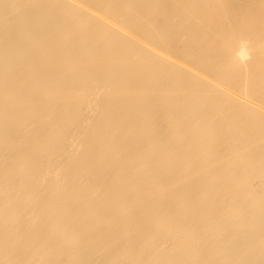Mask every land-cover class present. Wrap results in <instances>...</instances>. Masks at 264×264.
<instances>
[{"label":"bare ground","instance_id":"6f19581e","mask_svg":"<svg viewBox=\"0 0 264 264\" xmlns=\"http://www.w3.org/2000/svg\"><path fill=\"white\" fill-rule=\"evenodd\" d=\"M0 264H264V0H0Z\"/></svg>","mask_w":264,"mask_h":264}]
</instances>
